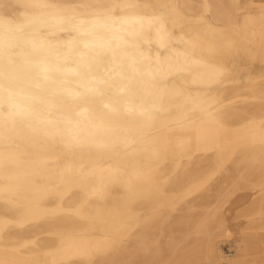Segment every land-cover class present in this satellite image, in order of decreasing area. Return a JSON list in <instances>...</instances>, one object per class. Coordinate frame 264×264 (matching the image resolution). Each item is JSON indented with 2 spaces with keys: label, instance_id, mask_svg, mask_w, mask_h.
<instances>
[{
  "label": "bare ground",
  "instance_id": "bare-ground-1",
  "mask_svg": "<svg viewBox=\"0 0 264 264\" xmlns=\"http://www.w3.org/2000/svg\"><path fill=\"white\" fill-rule=\"evenodd\" d=\"M0 264H264V0H0Z\"/></svg>",
  "mask_w": 264,
  "mask_h": 264
},
{
  "label": "rangeland",
  "instance_id": "rangeland-1",
  "mask_svg": "<svg viewBox=\"0 0 264 264\" xmlns=\"http://www.w3.org/2000/svg\"><path fill=\"white\" fill-rule=\"evenodd\" d=\"M248 0H242V2L245 4Z\"/></svg>",
  "mask_w": 264,
  "mask_h": 264
}]
</instances>
